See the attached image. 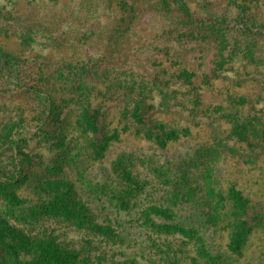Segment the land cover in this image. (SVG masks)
I'll use <instances>...</instances> for the list:
<instances>
[{
    "label": "trees",
    "instance_id": "1",
    "mask_svg": "<svg viewBox=\"0 0 264 264\" xmlns=\"http://www.w3.org/2000/svg\"><path fill=\"white\" fill-rule=\"evenodd\" d=\"M203 3L205 8L206 1ZM118 5L122 15L117 28L125 25L129 31L139 16L156 11L168 18L162 36L177 43L160 50L161 56H157L159 52L150 55L139 49L135 52L140 55L133 58L128 54L132 48H121L125 44L123 32L114 29L104 48H98L102 50L99 54L82 60L54 62L48 69L38 66L35 59L29 61L0 49V78L13 84L4 96H21L30 103L29 107L40 106L44 115L38 119L42 122H38L40 132L44 120L53 121L54 127L47 130L51 142L46 145L54 154L50 163H44L42 154L35 152L39 144L28 151L20 144L31 119L24 109L1 124L0 200L8 207L0 211V264H79L82 260L89 261L90 255L81 257V250L59 241L54 229L43 227L45 220L52 217L105 236L117 234L110 223L95 219L76 180H83L90 187L96 185L115 207L124 209L134 205L132 199L144 191V183L125 166H118L116 162L114 172H111L99 163L97 168L105 174L103 180L95 181L85 175L105 157L111 144L123 133H132L161 147L182 135L191 134L192 127L206 117L202 92L206 83L218 75L216 66L223 64L227 39L234 38L231 44L234 47L239 43L237 38L241 33L255 30L253 33L259 36L249 37L251 41L244 40L242 45L264 42V20L251 17L249 21L250 18L243 15L229 20L220 14L204 17L197 13L200 7L191 9L187 0H118ZM206 36L213 37L207 41L212 47L214 45L213 59L219 62L214 64L212 61L209 66H206V48L201 47L202 43L206 44ZM190 40L195 44L189 43ZM259 49L239 48V51L244 58L253 60L256 56L257 59L262 57L256 54ZM262 93L261 89L257 94L229 92L220 102L208 106L219 118L230 122L229 136L246 142L250 140V143L253 139L260 141V146L251 148L258 155L264 153V105L260 108L255 105ZM112 108L116 110L114 116L108 114ZM77 130L84 142L71 147L67 138L70 132ZM214 139L217 145H223L224 137L220 133L214 134ZM65 163L71 165L70 171L77 168L78 178L64 171ZM37 165L40 166L38 169ZM161 167L164 169V164ZM203 176L197 186L202 194L194 200L191 182L173 184V177L169 175L168 192L159 202L146 206L142 217L157 230L180 231L197 237L195 253L191 261L184 264H196L198 257L206 260V254L217 259L209 258L214 264H234L236 259L232 254L245 248L255 227L253 220L256 225L264 223L261 218L264 217V203L252 200L234 185L229 188V203L223 212L224 223L229 229V252L215 254L210 244L207 247L206 242L200 241L204 240V234L199 233L197 220H200L201 228L206 225L205 221L213 216V210L209 209L211 201L216 199L219 204L224 196L214 197L213 188L206 186ZM25 189H30L37 197L32 204L25 205L28 201L22 193ZM22 219L25 223L27 219L39 221L43 228L32 232L18 225ZM171 251V248L164 251L163 264H175V260L181 264L177 251L172 254ZM128 256L125 261L130 257V261H135ZM96 259L103 261L105 258L97 255Z\"/></svg>",
    "mask_w": 264,
    "mask_h": 264
},
{
    "label": "rangeland",
    "instance_id": "2",
    "mask_svg": "<svg viewBox=\"0 0 264 264\" xmlns=\"http://www.w3.org/2000/svg\"><path fill=\"white\" fill-rule=\"evenodd\" d=\"M187 1L191 9L199 6L197 13L204 17L220 14L229 20L234 16L243 15L245 18H250L249 21L251 17L264 20V0H204L205 8L203 0ZM121 15L118 0H0V49L20 55L29 61L35 59L38 66H45L48 69L50 65H54V62L66 59L82 60L99 54L102 50L98 48H104L109 34L114 29L123 32L125 44L121 48H132L128 54L133 58L140 55V52H135L139 49L150 55L159 52L157 56H161L160 50L171 48V45L177 43L171 38L162 36V28L168 23V18L160 13L150 11L139 16L133 29L129 31L125 29V25L116 27ZM252 33L239 34L237 38L239 43L234 47V44L231 46L234 38L227 39L222 54L223 64L216 66L218 75H213L211 84L206 83L202 92V99L206 102V117L192 127L191 134L182 135L161 147L151 140L129 132L123 133L117 142L111 144L101 161L96 162L86 175L83 172V175L95 178L97 181L103 180L105 176L100 168H97L99 163L108 168L107 171L113 172L114 163L118 162V166H125L144 183V191L132 199L134 205L124 209L115 207L96 189V185L90 187L83 180H76L81 188V196L87 202L95 219L110 223L117 234L113 232V235L105 236L52 217L45 220L43 227L54 229L59 241L81 250V257L90 255L89 261L82 260L79 264H163L166 255L164 251L170 248L171 254L177 251L181 264L190 262L191 256L195 253L194 244L197 245L199 242L196 241V236L190 237L180 231L157 230L142 217V210L146 206L159 202L160 197L168 192L169 187L166 184L169 175L173 177V184L182 185L191 182L195 194L194 200L202 194L197 190L201 175H204L206 186L213 188L214 197L224 196L219 204H216V199L211 201L212 206L209 209L213 210V216L205 221V229L201 230L204 226L201 228L200 220H197L199 223L197 227L199 233L204 234V240L200 241L206 242L207 247L210 244L215 254L224 255L229 252L227 249L229 229L224 223L223 216L229 203L228 190L234 185L252 200H260L264 203V153L258 155L255 153L257 151L251 150L255 145L260 146V141L256 139L250 143V140L246 142L238 140L233 135L229 136L230 122L219 118L218 114L208 106L220 102L229 95V92L257 94L259 89L263 93L255 106L260 108L264 105V87L261 86L264 85V42L254 45L245 44L246 47L242 45L244 40L249 42V37L259 36ZM212 38L206 36V44L201 45L202 48H206V66L214 61L213 53L216 49L207 41ZM189 43L195 44V41L190 40ZM257 46H260V49ZM239 48L259 49L256 54L262 57L257 59L256 56L253 60L249 57L244 58ZM216 63L219 62L215 60L214 64ZM10 82L12 81L0 78V127L9 116H16L24 109L31 119L28 130L21 136L20 144L27 151L39 144L40 147L35 152L42 154L44 163H50L54 151L46 148L51 142L47 130L54 128L53 121L44 120L43 131L40 132L38 122L41 121L38 119L40 115L44 117L38 108L40 106L29 107L30 103L21 96L6 98L4 95L7 94V90L13 87ZM184 111L187 113L186 110ZM115 113L114 108L108 111L110 116H114ZM78 133V130L70 132L67 138L69 146L83 144V136L79 138ZM216 133L224 137L223 145L216 144L214 139ZM257 149L259 150V147ZM162 164L164 169L161 167ZM65 166L64 171L70 173L71 177L78 178L77 168L70 171L71 165L65 163ZM39 167L37 165V169ZM22 193L28 200L25 205L32 204L37 198L30 189L22 190ZM216 205L217 210H215ZM7 207L0 200V211ZM261 218L264 220V217ZM32 222L33 220L27 219L28 224H26L22 219L18 221V225L25 226L32 232L43 228L39 221ZM255 222L256 220H253L255 227L249 234L245 248L239 253L232 254L236 259L234 264H264V226H262L264 223L256 225ZM97 255L104 256L105 259L98 261ZM128 255L135 261H130L131 257L125 261ZM209 258L217 260L206 254V260L204 257H198L196 264L204 262L214 264ZM175 264L179 263L175 260Z\"/></svg>",
    "mask_w": 264,
    "mask_h": 264
}]
</instances>
